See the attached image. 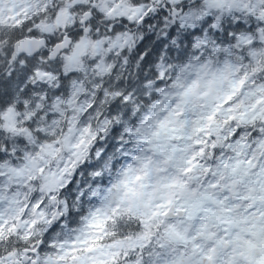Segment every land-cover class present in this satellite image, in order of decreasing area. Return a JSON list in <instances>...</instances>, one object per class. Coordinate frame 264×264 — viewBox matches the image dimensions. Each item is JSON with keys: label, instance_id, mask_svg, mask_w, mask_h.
I'll return each instance as SVG.
<instances>
[{"label": "clouds", "instance_id": "1", "mask_svg": "<svg viewBox=\"0 0 264 264\" xmlns=\"http://www.w3.org/2000/svg\"><path fill=\"white\" fill-rule=\"evenodd\" d=\"M0 264H264V0H0Z\"/></svg>", "mask_w": 264, "mask_h": 264}, {"label": "snow or ice", "instance_id": "2", "mask_svg": "<svg viewBox=\"0 0 264 264\" xmlns=\"http://www.w3.org/2000/svg\"><path fill=\"white\" fill-rule=\"evenodd\" d=\"M248 244H249V248L250 249L255 247V245L254 244H251V242H248Z\"/></svg>", "mask_w": 264, "mask_h": 264}]
</instances>
